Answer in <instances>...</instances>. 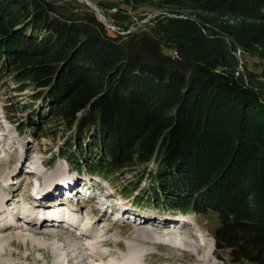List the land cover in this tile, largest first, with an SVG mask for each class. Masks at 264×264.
<instances>
[{"label": "trees", "instance_id": "trees-1", "mask_svg": "<svg viewBox=\"0 0 264 264\" xmlns=\"http://www.w3.org/2000/svg\"><path fill=\"white\" fill-rule=\"evenodd\" d=\"M120 3L188 18L115 31L76 0H0L6 112L14 92L33 90L10 113L27 111L17 124L33 133L54 120L59 135H45L61 139L58 152L78 174L108 179L138 206L214 213L219 260L264 264V94L232 56L264 60V0Z\"/></svg>", "mask_w": 264, "mask_h": 264}, {"label": "rangeland", "instance_id": "rangeland-1", "mask_svg": "<svg viewBox=\"0 0 264 264\" xmlns=\"http://www.w3.org/2000/svg\"><path fill=\"white\" fill-rule=\"evenodd\" d=\"M76 1L86 4V2L82 0ZM86 1L89 3V7L92 6L97 10L96 13L94 11L93 12L96 14L98 19L102 20L106 26L115 31L120 28L116 24H126V28L129 30H137L139 28L144 30L149 26L152 27L156 25L155 22L159 18H188L187 15L182 12L176 10L171 11V9L168 8H157L153 5H142L141 7L134 9L135 7H133L131 4L126 7L124 3H120L122 0H104L107 3L113 4L111 5L112 7L107 8L98 4L99 1L97 0ZM115 3H120L119 5L121 8L123 7L127 9L126 11H123L127 12V17L124 18L122 16L124 19H120L118 15H115L118 13L117 10L119 8V6ZM99 14H102L103 17L101 18ZM163 22L165 23L166 21L164 20ZM232 52V56H234L236 61V71L238 73L240 72L245 78L246 69L254 72L257 75V80H253V82L256 87L264 94V60L255 55H249L245 53L243 54L237 49ZM6 79L11 85L15 86L16 83L13 80L12 75H7ZM31 93H33V90L29 88L21 92H14V94H16L15 101L17 103H14L13 106H10L13 109L8 107V112H6L5 107L8 106L6 103V93L0 91V211H3V214L7 216V219H11L10 227L5 230V232H3V234H6L9 238L11 236V241L5 246V251L0 253V257H6L10 259L11 262H0V264H57L58 262H56V259L59 257V255H63V253L67 251L68 246L74 247V243L75 247H77L78 245H81V242H85L92 248L90 245L92 240L86 239L85 241L86 236L78 238L76 233L77 231H70L56 226L40 227L37 225L25 227L24 229V221L21 218H16L11 214H8L9 212L7 211V208L14 209V206L18 203L24 202L27 205H31L33 203L34 199H32V197L28 199L27 197L32 193L29 191V187L32 188L34 186V180L36 179L35 176L38 175V177H41L40 179H36L39 180V192L44 188L45 183V188L43 190L46 192L45 190L48 184V179H50L49 176H56L61 171L60 169H66L68 176L75 178L73 181L76 179L79 181V187H77V190H80L82 194H92L96 190V186L100 187L101 194L98 195L99 198H97V200L103 201L104 205L93 200H85L84 197L79 195V192H77L75 195V201L74 198L71 197V199H73V208L79 207L83 215L87 214L89 210L93 214H90L89 216L91 222L95 221L93 229L96 228L99 230L98 232L101 234L103 233L105 235L104 239L111 244L107 247H103L102 245L100 247L102 250L106 252L115 251L116 254L119 255L123 260L125 258L128 260L131 258L130 256L134 254L136 257L133 258L137 260V264H200L195 259L205 258L207 256L210 257L209 264H229L228 260L225 258V260H219V258L216 257L214 253V240L211 236L212 229L217 223L214 213L207 212L203 215H196L188 210H164L161 208V206H159L158 209L153 210L147 207L143 208L144 206H138L132 201L131 197H124L119 190V186L116 184L113 185L108 179L104 180L96 174L90 175L86 172H79V175H77L72 171V169L66 168L67 163L61 157L57 148V145L61 143V139L57 137L54 140L50 138V136L45 135L46 132L49 133L58 130V127L54 125L56 124L53 122L54 120L47 123V128H49L46 129L45 132L43 130H36L35 133H33V129L26 127L25 124H23L24 128L20 129L17 122L20 121L21 118H25L27 111L22 110L23 112L15 111L14 113H10V110L19 108L20 105H23V103H30ZM34 104L35 110H37L39 113L42 112L43 107H41V103L37 101ZM35 118L36 123L42 126L40 119H42L43 116L39 115V118ZM59 133L60 132L58 130L57 135H59ZM25 146L30 149L26 153H24ZM49 157L54 158V160L52 159V161H50L51 167L47 169L42 166L44 165V161H41V165L40 160ZM16 160H20L21 171L19 173L17 172L18 176L15 178L13 175H11V172L15 167L19 166L18 164L16 165L17 162H14ZM29 163H31V165H29ZM30 166L32 167L31 171H29L31 168ZM33 166L36 168L34 169ZM74 170L76 171V169ZM39 171L42 175L39 173ZM9 175H11L12 179H8ZM25 175L26 177H24ZM130 176L131 175L127 173V177L131 178ZM14 179L19 180V182L16 184L14 182L12 183V180ZM53 181L51 180L50 182ZM61 192L62 190L56 191L52 189L48 192L49 196L43 197V200L51 203V200L48 201L47 199H52V197L60 195ZM101 196L103 198H101ZM123 197L126 199H123ZM64 200L68 201L69 204V200ZM128 201L133 202L134 206L132 209L134 210V215H125L123 216L124 221H122L123 219L115 218L113 213H110V211L116 209L119 204H123L124 207L128 206L127 208H131ZM108 205L113 206L109 207ZM125 211L127 212L126 214L129 213V210ZM77 215H79V213H77ZM137 215L156 216L162 219L165 217L166 220H168V228L174 230L171 231L170 234H166L167 231L165 230L158 231L148 227V229L151 230L150 235L153 237V240L161 244H153V242L145 244L142 241H137L134 243L136 245L135 251L133 253L129 252L130 248L127 247V240L131 239L136 234V227L134 223H132V219H134ZM180 215L184 217H181ZM18 222L19 224L22 223L23 227L17 226ZM174 224L175 226L173 227ZM154 225L158 224L155 223ZM116 230H122L123 233L118 234ZM194 232H202L204 236L201 237L200 235H194ZM18 233H25V240L23 237L18 236ZM174 234H179V236L187 242V247L183 249H177L162 243L164 238H167L171 235L174 236ZM204 239L206 244L202 246ZM118 244H120V247ZM61 245H65V251L63 253H61L62 250L58 249L57 251L55 249L56 246ZM79 249V251L82 253L83 250H81V247H79ZM148 253H151V255H148ZM219 253H221L223 257L225 256V252ZM165 259H168V261L158 263L159 260L164 261ZM100 263L101 262H98L97 264ZM63 264H65V262ZM89 264L93 263L89 262Z\"/></svg>", "mask_w": 264, "mask_h": 264}, {"label": "bare ground", "instance_id": "bare-ground-1", "mask_svg": "<svg viewBox=\"0 0 264 264\" xmlns=\"http://www.w3.org/2000/svg\"><path fill=\"white\" fill-rule=\"evenodd\" d=\"M99 15L101 16V18L103 17L102 14H99ZM29 150L30 149H28L27 146H25L24 153L28 152ZM14 162L15 163L17 162L16 165L17 164L19 165V166L15 167L12 170V172H11V175H13V177L16 178V176H18L17 174L21 171V163H20V160H16ZM29 165H31V163H29ZM33 168L35 169L36 167L33 166ZM11 175H9L8 179H10V178L12 179ZM56 176H53V177L49 176L50 179L47 178L48 179V184L46 186V190H45L46 192L43 193L44 197L45 196H49L48 192L50 190H52V189L56 190V191L57 190L61 191L62 188L67 187L68 185L74 184V183H75V185H78L77 187H79V181H77V179L75 181H73L75 178L69 177L70 181H61ZM24 177H26V175ZM35 177H36V179H40L41 178V177H38V175L35 176ZM51 180L52 181L54 180V181L50 182ZM13 182L16 184L17 182H19V180H15L14 179V180H12V183ZM59 182H60V184H58ZM45 184H44V188H45ZM43 189H41V190H43ZM78 192H79V195L82 194L80 190ZM97 195H98V192L94 191L91 194L90 199H92L93 201L97 200V197H98ZM31 197H32V199H34L33 203H35V201H36L35 197L36 196L33 197V194L31 193L30 195H28L27 198L29 199ZM71 197L74 198V201H75V195H71V196H67L65 194H63L62 196L56 195V196L52 197V199H51V202L53 201L54 204H51L50 202L43 201V200H38L37 204H33L32 203L31 205H27L24 202H22V203L16 204L14 206V209H8L7 208V211L9 212L8 214H11L13 217L20 218V217H24L26 214H24L22 212L20 213L19 209H21L23 211L32 212V211L38 210L39 207H41L43 209H49V208L54 207L55 204H58V205H61V206H63V205L67 206V209H65V212H63L62 215H64L63 217H67V218H71L72 219V218H74L73 214H70V216H67L69 214L68 210H71V211L74 210L73 204H72L73 199H71ZM63 198L69 200L70 201L69 203H71V204H68V201L64 200ZM101 198H103V197L101 196ZM48 201H49V199H48ZM26 202H27V200H26ZM112 206L113 205H110L109 207H112ZM102 208H104V207H102ZM124 208L126 209V207H124ZM75 209L77 210V213H80V216L82 217V218H80V221H81V219H83V221L81 223V225H82L81 227L83 229H86V228L90 227V229L85 230L84 234L81 233L80 237L86 236L85 241H86V239H91L92 241H91L90 245L92 246V248L88 244H86L85 242H81V241H80L81 242L80 246L78 245L77 247H75V243H74V247L73 246L72 247L68 246V249L66 248L67 249L66 252H64L65 251V245L56 246L55 249L57 251H58V249H60V250H62L61 253L64 252L63 255H59V257L56 259V262H58L57 264H63L64 262H65V264H89V262H92L93 264H97L98 262H101L100 264H120V261H121V264H137V260H135V258H133V257L129 258L128 260H127V258H125L123 260V259L120 258L119 255L116 254L115 251L106 252V251L102 250L100 248L102 245H103V247H107V246H110L111 244L107 240L103 239V237L105 236V235L103 236V233L101 234L100 232H98L99 230H97L96 228L93 229L95 221L91 222L90 218H89L90 214L91 215H93V214L89 210V212L86 214V216H83V213H82V211H81V209L79 207H75ZM98 210H100V209H98ZM124 213L126 214L127 212L124 211ZM50 216H54V218L59 217L60 216V212L58 210H55L54 213L50 214ZM117 218L120 219L121 217L118 216ZM163 218L164 219L158 218L156 216H149V215H147V216H139V215L135 216V218L133 219L132 223H134V225L136 227V230H135L136 234L131 239L127 240L128 241L127 242V247L130 248L129 252L133 253L135 251L136 245L134 243L137 242V241H142L145 244L152 243V242H153V244H161V243L153 240V237H151V235H150V231L151 230H149L148 227H151V228L156 229L158 231L159 230H162V231L165 230V231H167L166 234H170L171 231H173L174 229L172 228L173 230H171L170 228H168V225H167L168 220H166L165 217H163ZM18 221H20V220H18ZM155 223L158 224V225H154ZM10 224H11V219L10 220L7 219V216L5 214H3V211L2 212L0 211V253L1 252L3 253L5 251V246L8 245L10 243V241H11V239H10L11 236L9 238L6 234H3V232H5V230H7L10 227ZM18 224H19V222H18ZM18 224H17V226H21V227L24 226V229H25V227L36 226V225L40 226V227L41 226L42 227L43 226H49V227L53 226V224H51V222H47L45 220L41 221L40 223H37V222H25L24 221V225L23 226H22V223L19 224V225ZM78 225H80V224H78ZM174 226H175V224L173 225V227ZM75 229H78V228H75ZM142 229H145V230H142ZM199 231H201V230H199ZM35 232H37V231H35ZM116 232L118 234L123 233L122 230H116ZM24 234L20 233L18 236L23 237V239L25 240L26 236ZM34 234H36V233H34ZM85 234H87V235H85ZM199 234H200L201 237L204 236V234L202 232H200ZM87 236H88V238H87ZM203 241L204 242H202V244H203L202 246H204L206 244L205 239ZM162 243L167 244L168 246L174 247V248H177V249H183V248L187 247V242L185 240H183L179 236V234H177V235L174 234V236L171 235V236H169L167 238H164ZM76 244H77V242H76ZM118 246L120 247V244H118ZM79 247H81V250H83L82 253L79 251L80 250ZM214 253H215L216 257H218L217 253L215 251H214ZM209 259H210V257L207 256L205 258H199V259H195V260L198 263H200V264H209ZM0 262H9L10 263L11 260L6 258V257H2L1 256L0 257Z\"/></svg>", "mask_w": 264, "mask_h": 264}, {"label": "water", "instance_id": "water-1", "mask_svg": "<svg viewBox=\"0 0 264 264\" xmlns=\"http://www.w3.org/2000/svg\"><path fill=\"white\" fill-rule=\"evenodd\" d=\"M82 1L86 2L87 5L89 4L86 0H82ZM90 7L92 8V10H93L95 13L97 12V10H96L94 7H92V6H90Z\"/></svg>", "mask_w": 264, "mask_h": 264}, {"label": "built area", "instance_id": "built-area-1", "mask_svg": "<svg viewBox=\"0 0 264 264\" xmlns=\"http://www.w3.org/2000/svg\"><path fill=\"white\" fill-rule=\"evenodd\" d=\"M97 1H99V0H97Z\"/></svg>", "mask_w": 264, "mask_h": 264}]
</instances>
